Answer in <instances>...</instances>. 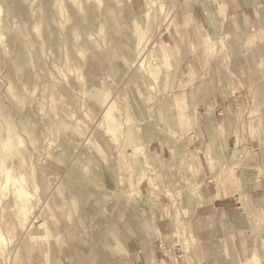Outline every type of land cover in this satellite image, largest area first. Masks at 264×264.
Masks as SVG:
<instances>
[{
	"label": "clouds",
	"instance_id": "1",
	"mask_svg": "<svg viewBox=\"0 0 264 264\" xmlns=\"http://www.w3.org/2000/svg\"><path fill=\"white\" fill-rule=\"evenodd\" d=\"M0 264H264V0H0Z\"/></svg>",
	"mask_w": 264,
	"mask_h": 264
}]
</instances>
